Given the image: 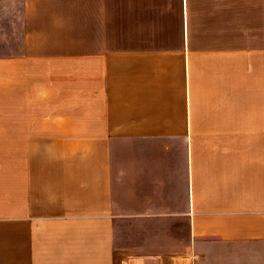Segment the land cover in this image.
Returning <instances> with one entry per match:
<instances>
[{"label": "crops", "instance_id": "0c3cea01", "mask_svg": "<svg viewBox=\"0 0 264 264\" xmlns=\"http://www.w3.org/2000/svg\"><path fill=\"white\" fill-rule=\"evenodd\" d=\"M47 1L83 45L3 61L0 264H264L256 0Z\"/></svg>", "mask_w": 264, "mask_h": 264}, {"label": "rangeland", "instance_id": "374dc122", "mask_svg": "<svg viewBox=\"0 0 264 264\" xmlns=\"http://www.w3.org/2000/svg\"><path fill=\"white\" fill-rule=\"evenodd\" d=\"M61 0H53V2L58 3ZM233 3L239 0H232ZM255 0H248L249 7L252 6L251 2ZM257 3V13H259L258 23L259 36L264 35L262 29H264V0H256ZM49 2L47 0L39 1V10L41 16L37 15L35 18H30L26 12H24V24H22L23 17L20 14L21 8L15 6V3L9 5L8 9L2 8L0 5V72H2V66L4 65V60L8 59V55L18 54L19 51H24L26 49V58L29 63L37 62L40 55H35L39 52L44 53L43 57L50 55L52 53H63L71 48L81 47L83 44L81 37V15L79 12V5L72 4V19L67 22L57 21L53 17V22L49 21ZM95 5H93L94 7ZM52 8H58L50 6ZM254 7V6H253ZM263 8V9H262ZM18 9V10H17ZM26 11V9H25ZM19 14V15H18ZM254 16V17H253ZM253 17V18H252ZM256 20V10H250L249 22L251 23L250 29H253V22ZM255 23V22H254ZM24 26L26 30L25 40L22 36L21 27ZM66 29V30H65ZM67 34V36H66ZM252 37L257 38V29L255 32L251 33ZM94 40L92 37H88L87 42L91 43ZM23 54V52H22ZM51 73V72H49ZM34 72H28V75H33ZM240 78L238 77V87H239V101L241 100V94L243 93L244 83H239ZM3 78L2 73L0 74V97H5L3 90ZM3 108V107H0ZM247 143V140H246ZM241 144L246 145L247 144ZM206 258L202 260V264H207Z\"/></svg>", "mask_w": 264, "mask_h": 264}]
</instances>
